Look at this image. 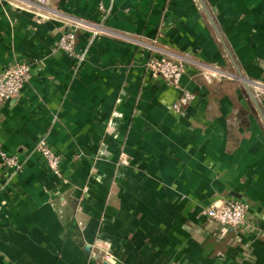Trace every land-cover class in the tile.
Segmentation results:
<instances>
[{"label":"crops","instance_id":"0c3cea01","mask_svg":"<svg viewBox=\"0 0 264 264\" xmlns=\"http://www.w3.org/2000/svg\"><path fill=\"white\" fill-rule=\"evenodd\" d=\"M39 14L0 0V75L30 71L0 104V151L21 163L0 164V264H264V94L249 85L256 105L236 78L264 83V0H49ZM71 28L78 66L55 49ZM152 42L187 62L177 86L146 68ZM183 89L194 98L175 109ZM229 198L249 204L236 228L205 214Z\"/></svg>","mask_w":264,"mask_h":264},{"label":"built area","instance_id":"2783aa9c","mask_svg":"<svg viewBox=\"0 0 264 264\" xmlns=\"http://www.w3.org/2000/svg\"><path fill=\"white\" fill-rule=\"evenodd\" d=\"M13 1L14 2L10 3L15 7L28 12H34L40 17L42 13L39 14V12H44L49 0ZM33 8L39 12L33 11ZM102 32L114 34V32H111L104 26H95L92 30V34L94 35ZM146 46L154 54L146 62V68L151 76H159L177 86L179 77L184 72L185 63L187 62L183 59L173 57L169 52L159 48L154 42L146 44ZM55 49L70 57L77 66L85 59V53L79 52L75 48V31L73 28L63 32L59 36ZM29 78L30 71L27 64L6 67L0 75V104L17 96L22 86ZM247 81L248 85L255 87L254 94L256 96L264 94V83L251 80ZM193 98L194 94L192 92L183 89L181 95L173 103V108L179 109L183 106L185 107ZM35 149L42 157L46 167L56 176H60V155L51 148L45 136H41L37 139ZM0 164L13 170L21 168V163L16 155L7 154L3 151H0ZM248 208L249 204L240 199H219L210 203L205 208V214L211 220L226 225L229 228H236L244 222Z\"/></svg>","mask_w":264,"mask_h":264},{"label":"water","instance_id":"95a60500","mask_svg":"<svg viewBox=\"0 0 264 264\" xmlns=\"http://www.w3.org/2000/svg\"><path fill=\"white\" fill-rule=\"evenodd\" d=\"M238 73H239V72H238ZM240 75H241V74L239 73L237 77L239 78ZM244 86H245V88H246V90H247L248 95H249L250 98L253 100V102L256 104V99H255L254 95L252 94L251 90L249 89V86L247 85V83L244 82ZM256 105H257V104H256Z\"/></svg>","mask_w":264,"mask_h":264},{"label":"bare ground","instance_id":"6f19581e","mask_svg":"<svg viewBox=\"0 0 264 264\" xmlns=\"http://www.w3.org/2000/svg\"><path fill=\"white\" fill-rule=\"evenodd\" d=\"M239 79L245 83H248L247 79L244 78L242 75L239 76Z\"/></svg>","mask_w":264,"mask_h":264},{"label":"rangeland","instance_id":"374dc122","mask_svg":"<svg viewBox=\"0 0 264 264\" xmlns=\"http://www.w3.org/2000/svg\"><path fill=\"white\" fill-rule=\"evenodd\" d=\"M7 2H14L13 0H6ZM172 55V54H171ZM181 59V58H180ZM185 61V60H184ZM186 64V63H185ZM237 78V76H236ZM239 80V79H238ZM241 81V80H240ZM248 85V84H247ZM249 86V85H248Z\"/></svg>","mask_w":264,"mask_h":264}]
</instances>
